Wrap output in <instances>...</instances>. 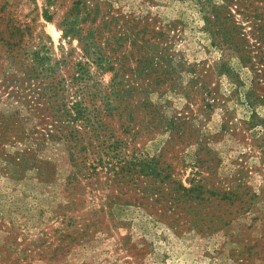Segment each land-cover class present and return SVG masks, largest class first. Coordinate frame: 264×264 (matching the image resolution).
<instances>
[{"label": "rangeland", "instance_id": "374dc122", "mask_svg": "<svg viewBox=\"0 0 264 264\" xmlns=\"http://www.w3.org/2000/svg\"><path fill=\"white\" fill-rule=\"evenodd\" d=\"M101 55L113 72H100ZM79 62L92 76L82 98L92 119L105 96L91 94L109 93L115 71L144 86L131 118L103 113L102 128L94 117L86 139L103 158L164 153L173 181L201 187L203 200L194 191L171 209L102 167L70 183L67 144L36 146L49 114L37 95H13L56 79L68 99ZM159 116L183 118L184 136L154 129ZM0 264H264V0H0Z\"/></svg>", "mask_w": 264, "mask_h": 264}, {"label": "trees", "instance_id": "16d2710c", "mask_svg": "<svg viewBox=\"0 0 264 264\" xmlns=\"http://www.w3.org/2000/svg\"><path fill=\"white\" fill-rule=\"evenodd\" d=\"M45 18L48 21L52 20L48 12L45 13ZM74 32L77 31L71 24L65 30L64 35L65 37H71L72 35L75 36ZM99 32L100 37H102L100 30ZM90 36L94 37L95 33H91ZM94 45L96 48L97 44L95 41H93L90 45V49ZM99 51L101 53V50ZM156 54L157 53L150 57L149 63L154 62L153 58ZM97 61V66L103 70L100 72H105L106 70L113 72V70H115V66L110 64L111 59L109 61L108 57L105 58L104 55H101V57L99 56ZM76 65L80 67L79 70L73 71V73L68 76L70 81L68 99H66L65 95L63 96V93L67 91L65 85H63L64 88L61 87L62 84H64V81H56V79L52 80L49 84L45 82V88L35 85L34 87H29L28 90H18L17 93L13 95V97L19 99L37 95L39 100H41L37 103L43 107V111L48 112L49 115L47 117L50 121L46 122V128L42 132L37 133L38 135L35 139L36 146L41 147L44 146L46 142L59 140L64 141L67 144L71 155V161L73 162V166L77 169V171L72 173L69 182L75 183L79 181L80 176L90 178L93 174H85V171L92 169L93 172H96L98 167H102L107 168L110 172H113L116 185H131L128 188L129 193H134L145 199L156 198L155 201L157 202L165 201L171 205V209L177 208L176 203L181 197L188 196L190 199L193 198L194 196H192V193H194V191L197 192L194 199L196 200L199 198L203 200L202 195L204 191L201 187L188 189L184 187L183 184L173 181L171 170H168L171 166H169L163 159L164 153H161L157 158H136L132 161H129L127 158H121L120 153H117L113 158H111L112 161L108 159L105 160L103 158V154L100 149H98L102 143L96 145L94 137L86 139L87 135H89L86 134V132L92 131L94 134L99 129L98 127L102 126L103 128L105 126L106 123H104V119L100 117L103 113L111 117H116L118 115L120 120L128 117V114H130L131 118L134 115L135 108H137V106L130 108L127 103L130 98H132L139 91H142L141 89L144 88V86L136 84L132 81L127 87L124 86L127 71H115L113 84L109 93L101 94V92L98 91L91 94L94 98H99L100 95L105 96L104 109H95L97 114H95L94 117H96L97 121H100V125L97 127L95 121H93L94 117L92 119L89 115V112L91 111L89 106L84 102V99H82L85 98V92L89 88V82L92 80V76L81 62ZM34 72L35 71L28 73V78H33ZM152 72L153 71H131L136 79H143L144 76L150 75ZM163 72L170 73V71ZM35 76L38 78L39 74L36 73ZM195 80L196 78L192 79L193 82ZM161 81L162 80L159 77L158 83H161ZM71 90H74V92L72 93ZM148 91L149 90L147 88L144 89V92ZM78 97H80V99ZM148 103L146 102L147 108L145 110H147L150 114H153V118L156 119V116L159 115L160 111L153 108ZM140 106H142L141 102ZM159 119L160 123L154 129L163 128L164 131L172 134L171 139L175 136H179L178 138L181 139L184 136V133H181L180 135L178 133L179 129L183 126L180 122L183 118L176 116L175 118L164 122L163 117L159 116ZM125 128L128 129L129 127L126 126ZM83 129L85 132L82 131ZM112 146H115V149H119V143H114ZM88 154H92L93 156H96V158H89ZM20 155L22 154L5 156L6 158L9 157L10 161L13 163L32 159V157H26V155H30L28 152L24 154L25 156L22 155V157H19ZM106 157L109 158L110 156L106 155ZM115 158H117V161L113 162ZM92 160L93 162H91ZM93 164L97 165L94 166Z\"/></svg>", "mask_w": 264, "mask_h": 264}]
</instances>
